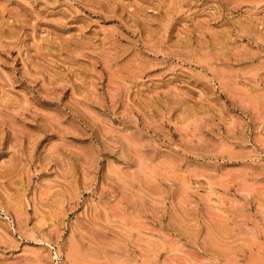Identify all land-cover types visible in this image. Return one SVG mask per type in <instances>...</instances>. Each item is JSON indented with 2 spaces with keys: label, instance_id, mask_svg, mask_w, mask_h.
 Segmentation results:
<instances>
[{
  "label": "rangeland",
  "instance_id": "1",
  "mask_svg": "<svg viewBox=\"0 0 264 264\" xmlns=\"http://www.w3.org/2000/svg\"><path fill=\"white\" fill-rule=\"evenodd\" d=\"M0 264H264V0H0Z\"/></svg>",
  "mask_w": 264,
  "mask_h": 264
}]
</instances>
